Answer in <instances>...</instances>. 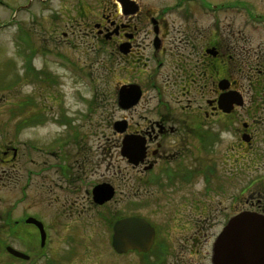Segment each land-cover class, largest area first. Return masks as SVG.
Returning a JSON list of instances; mask_svg holds the SVG:
<instances>
[{
	"label": "flooded vegetation",
	"instance_id": "af4514ba",
	"mask_svg": "<svg viewBox=\"0 0 264 264\" xmlns=\"http://www.w3.org/2000/svg\"><path fill=\"white\" fill-rule=\"evenodd\" d=\"M9 1L0 0V24H14L21 42L35 30L55 42L79 38L78 24L100 51L109 48L120 112L114 148L129 169L116 161L106 174L94 73L93 83L84 82L88 109L74 114L60 102L63 87L54 90L56 76L35 82L44 86L35 98L20 97L32 75L46 78L34 64L41 48L15 50L22 71L3 54L0 264H215L216 239L236 214L264 217V0H79L70 29L49 35L37 16L51 2L34 8L30 0L10 12ZM46 119L57 126L48 142L11 138V129L41 130ZM138 143L141 155L133 152ZM106 183L113 193L96 194ZM127 217L142 220V234L125 230L130 244L119 250L115 225Z\"/></svg>",
	"mask_w": 264,
	"mask_h": 264
},
{
	"label": "rangeland",
	"instance_id": "374dc122",
	"mask_svg": "<svg viewBox=\"0 0 264 264\" xmlns=\"http://www.w3.org/2000/svg\"><path fill=\"white\" fill-rule=\"evenodd\" d=\"M29 1L30 0H10L8 3L10 12H12V10H14L17 5ZM32 1L36 3L39 0ZM89 1L94 5L97 4L96 0ZM48 2H51L52 6L49 9L45 8V10H42L40 12L41 14L37 16V18L39 19L37 28H39V25L41 24V29L44 33H46V35H49L50 32L54 31L56 28H59V30L64 29L68 31V29H70V27L72 26V21H75L71 19H73V17L76 15L75 10L77 3H79V0H47L44 3H38L45 6V3ZM38 3H36L35 6L33 4V7H37ZM5 13V8L0 6V21L4 20L6 16ZM20 18L25 19V29H29L30 33H33V27L31 25V20L28 19V15L20 14L18 19ZM74 29H76L77 32L79 31L81 37L70 38L68 36V38L66 39L61 37L59 41L55 42L45 37L44 34H42L43 36L35 37V32L38 33L35 30L32 35H28L29 38H21V42L17 38L18 32H16L14 24L10 26L0 24V59L2 60L4 58L3 54H5L6 56H11L9 58H13L15 56V61L17 62V69H21L22 71L21 59L18 58V54H15V50L25 49L28 47L29 43L33 44V46H35V48L37 49L41 48V53L34 58V64L37 67V70L41 71L44 69L48 71H46L45 73L46 78L44 77V75H42L44 77L43 78L40 74L38 77L32 75V77L29 79L30 81H25V83L22 84V89L19 91L20 97H25L29 99L35 98V96H32L34 90L37 89L44 92V86L39 87L35 85V82H39V84L43 83L42 81L48 82L53 76H56L59 78L60 82H58L59 84L56 85V88L54 90L55 92H58L63 87L62 89L63 91H65L67 96L65 102H60H62L63 105H68L67 107L69 109L70 107H72L74 114L82 113L85 110L87 111L88 109L85 101H83L82 98L87 99L92 97L89 96L91 91L87 90L84 87V82L93 83L94 80L89 74L94 73V75L98 78V80H95L94 82L98 83V92L101 93L96 94L97 99L95 97L92 99L98 100L101 96V99L103 100V108L98 110V116H96L95 118L97 120L102 119L103 116L105 118V121H103L104 134L100 136L99 143L102 147L106 148L105 155H103L105 159L104 163L106 167V174L108 176V174L113 169V162L118 164V162L116 161L120 162V166L123 168V170H128L129 167L127 166L125 160L119 158L117 149L114 148L116 133L114 132L113 124L116 117L120 116V112H118L117 105L114 101L115 97L113 91L116 81V75L114 70V55H111L109 53V48H105V51H100L97 40L92 39L90 37H86L84 35L82 31L83 25L76 24ZM25 32L27 33L26 30ZM23 43H26V45H24ZM4 68L5 66L1 63L0 71ZM93 68H95L96 70H94ZM103 71L105 72V75H103ZM99 73L101 74V77L98 76ZM45 93L47 94V92ZM59 103L51 104L54 106H59ZM19 106V104L15 103L14 105H12L11 108L16 110L20 108ZM26 107L29 108L30 106L26 105ZM30 109L33 108L31 107ZM94 111L97 112V110ZM26 112H28V110ZM34 122V119L26 121L27 124H33ZM53 124L55 123L51 119H49V121L46 119V122L42 123L43 127L41 128V130L40 127H33V125L32 127L28 126L21 128L20 131H14L13 129H11L10 131L12 133L10 134V136L11 138L17 140L15 141L16 143L18 141H20L21 143H25L23 146H29L36 140V138H39V140H41L42 142H48L49 133L52 129L54 130L57 127ZM9 125L14 126V121H9ZM39 131H42V138L38 136ZM89 141L91 143L89 145H92L94 142H96L95 139L93 141L92 135H90ZM115 153L117 155L116 157ZM102 167H99L100 172L102 171ZM141 208L142 210H145L143 206H141ZM141 208L139 207V209ZM1 210L2 205L0 203V212ZM1 256L3 258H6L4 255ZM8 262L9 264H12L11 260H9Z\"/></svg>",
	"mask_w": 264,
	"mask_h": 264
},
{
	"label": "water",
	"instance_id": "95a60500",
	"mask_svg": "<svg viewBox=\"0 0 264 264\" xmlns=\"http://www.w3.org/2000/svg\"><path fill=\"white\" fill-rule=\"evenodd\" d=\"M124 97L128 92L123 90ZM139 93L137 94V96ZM136 98V97H135ZM127 151H130V139L126 138ZM137 155L144 152L140 143L134 148ZM96 194L113 193L109 184L96 188ZM142 220L137 217H127L117 221L115 225L114 244L119 250L120 246L130 244V240L122 239L127 233L142 234ZM136 225H138L136 227ZM132 226L133 228H131ZM225 230L220 234L214 247L215 264H264V217L250 212H242L231 219ZM133 233V234H134ZM122 237V238H121Z\"/></svg>",
	"mask_w": 264,
	"mask_h": 264
}]
</instances>
